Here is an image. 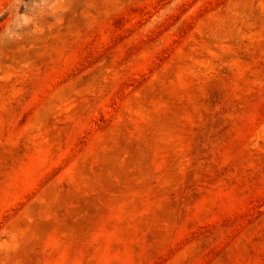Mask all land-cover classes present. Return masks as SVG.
I'll return each mask as SVG.
<instances>
[{
    "label": "rangeland",
    "instance_id": "1",
    "mask_svg": "<svg viewBox=\"0 0 264 264\" xmlns=\"http://www.w3.org/2000/svg\"><path fill=\"white\" fill-rule=\"evenodd\" d=\"M0 264H264V0H0Z\"/></svg>",
    "mask_w": 264,
    "mask_h": 264
}]
</instances>
